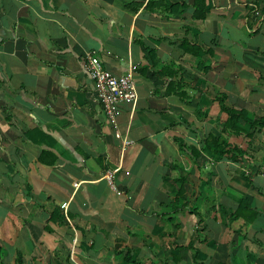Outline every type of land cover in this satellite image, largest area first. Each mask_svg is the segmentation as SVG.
Listing matches in <instances>:
<instances>
[{
    "label": "crops",
    "instance_id": "crops-1",
    "mask_svg": "<svg viewBox=\"0 0 264 264\" xmlns=\"http://www.w3.org/2000/svg\"><path fill=\"white\" fill-rule=\"evenodd\" d=\"M219 94L264 118V0H0V264H264V126Z\"/></svg>",
    "mask_w": 264,
    "mask_h": 264
},
{
    "label": "built area",
    "instance_id": "built-area-1",
    "mask_svg": "<svg viewBox=\"0 0 264 264\" xmlns=\"http://www.w3.org/2000/svg\"><path fill=\"white\" fill-rule=\"evenodd\" d=\"M84 72L93 83L94 93L105 118L113 124L115 128V119L119 115V107L122 104H133L136 101L135 85L131 75L115 77L106 71L94 52L87 53L84 60ZM115 137L119 134L115 131ZM126 145V141H123ZM74 187H77L75 185ZM60 210L66 221L67 203L60 206ZM72 256V253H71Z\"/></svg>",
    "mask_w": 264,
    "mask_h": 264
},
{
    "label": "trees",
    "instance_id": "trees-1",
    "mask_svg": "<svg viewBox=\"0 0 264 264\" xmlns=\"http://www.w3.org/2000/svg\"><path fill=\"white\" fill-rule=\"evenodd\" d=\"M138 6H140V4H135V9L138 8ZM196 11H198V8H196ZM205 7L204 4H201V15H197L195 16V18L197 19H203L204 18V14H205ZM217 102H218V106H219V114L225 116V120L222 123L221 126V132L223 134L226 133H230L232 135H238L240 133V129L238 128V124L240 122L246 123L248 125H250L252 128L254 127H259L262 128L264 126V118H262L259 121L253 122V121H249L247 119L246 113L243 111H237L235 109H233L231 106H228L226 104V95L223 94H219L216 97ZM218 138L213 136V135H209V138H207V140H205V142L203 143V149L209 150L211 153H217L220 156L224 155L223 153L225 151H227V149L230 148L228 145L221 143V144H217V140ZM240 206H246L245 203H241ZM17 264L20 263L19 258L16 259Z\"/></svg>",
    "mask_w": 264,
    "mask_h": 264
}]
</instances>
